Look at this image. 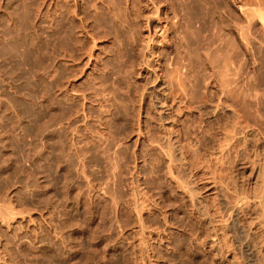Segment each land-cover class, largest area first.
Wrapping results in <instances>:
<instances>
[{"label": "rangeland", "instance_id": "rangeland-1", "mask_svg": "<svg viewBox=\"0 0 264 264\" xmlns=\"http://www.w3.org/2000/svg\"><path fill=\"white\" fill-rule=\"evenodd\" d=\"M83 1L0 0V264H264V0Z\"/></svg>", "mask_w": 264, "mask_h": 264}, {"label": "bare ground", "instance_id": "bare-ground-1", "mask_svg": "<svg viewBox=\"0 0 264 264\" xmlns=\"http://www.w3.org/2000/svg\"><path fill=\"white\" fill-rule=\"evenodd\" d=\"M86 1V0H85ZM85 1H83L84 3H85ZM91 1H93V0H91ZM58 2H59V0H58ZM61 2V4H59L58 5V7H60V8H62L61 10V12L64 14L65 13V11H67V12H69L71 15H72V18H74L75 19V21H76V19H77V17L79 16V11L80 10H82V8L84 7L83 5V3L81 2V0H73V1H70V0H62V1H60ZM59 2V3H60ZM95 3H97V1L95 0ZM94 3V4H95ZM114 3V2H113ZM83 4V5H82ZM86 4V3H85ZM92 4H93V2H92ZM116 5V4H115ZM92 6H94L95 8H96V4L95 5H92ZM94 8V9H95ZM55 10V9H54ZM60 10V9H59ZM58 10V11H59ZM242 11V10H241ZM261 11V10H260ZM56 12V11H55ZM83 12H85V10L83 11ZM62 13H60V15L62 14ZM68 13V15L70 16V14ZM82 13V12H81ZM256 13H258V15L261 17V19L263 20V23H264V13H262V12H256ZM67 14V13H66ZM59 15V16H60ZM65 15V14H64ZM82 15V17H83V13L81 14ZM258 16V17H259ZM61 17H65V16H62L61 15ZM60 17V18H61ZM81 17V16H80ZM70 18V17H69ZM84 18V17H83ZM86 18V17H85ZM62 19V18H61ZM73 19V20H74ZM83 20V19H82ZM72 21V20H71ZM77 21H79V20H77ZM76 21V22H77ZM81 21V20H80ZM80 21H79V23H80ZM72 23L73 24H75L73 21H72ZM84 24V23H83ZM76 25H77V23H76ZM75 25V26H76ZM82 24H79V26H81ZM78 26V25H77ZM77 26H76V28H77ZM80 29H82V27L81 28H79L78 30H80ZM67 40V39H66ZM77 41H78V39H77ZM39 49V48H38ZM63 53V52H62ZM70 59V58H69ZM64 86V85H63ZM104 88V87H103ZM86 98V97H85ZM166 105V104H165ZM219 106V105H218ZM167 108V107H166ZM197 132V131H196ZM196 135V134H195ZM189 137V136H188ZM170 139V138H169ZM170 141V140H169ZM195 145V144H194ZM226 147H228L227 145H223V144H219V147L217 148V153L216 154H220V153H222V152H224V149L226 148ZM170 154V153H169ZM171 156V155H170ZM171 171V170H170ZM173 175V174H172ZM263 183H264V178H263ZM264 186V185H263ZM185 186H183V188H184ZM185 189H187V188H185ZM182 190H184V189H182ZM191 195V194H190ZM189 195V196H190ZM192 196V195H191ZM191 196H190V198H191ZM263 198H262V200L264 199V195L262 196ZM193 198H195V197H192L191 199H193ZM261 198V197H260ZM244 199V198H243ZM242 198L241 199H238V201H245V200H243ZM236 202V201H235ZM264 202V201H263ZM237 203H239V202H237ZM242 204H243V202H241ZM258 203V201L257 200H255V199H253V200H249V201H247V204L244 202V204H246L247 206H249V207H253V208H255V207H257V204ZM261 204V203H260ZM245 205V206H246ZM246 210V209H245ZM264 219V214H261V216H258V222L259 221H261V220H263ZM260 223V222H259ZM262 224H264V223H262ZM257 225H259V224H257ZM260 226V225H259ZM243 227H245V234H247L248 236H250L251 238H253V236H254V234L256 233V231L258 230V228L256 227V226H249V224H248V226L246 227V226H243ZM247 237V236H246ZM250 237H247V238H250ZM253 240V239H252ZM252 240H250L251 242V245H252V247H253V249H255V252H256V255H258L259 254V249H260V246L259 245H257L255 242H253L252 243ZM259 256V255H258ZM259 264V263H258ZM263 264V263H262Z\"/></svg>", "mask_w": 264, "mask_h": 264}]
</instances>
